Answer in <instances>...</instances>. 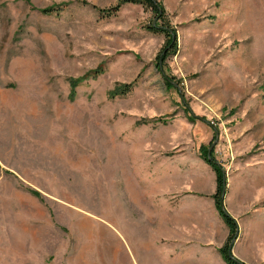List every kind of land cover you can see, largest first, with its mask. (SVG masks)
Listing matches in <instances>:
<instances>
[{"label":"rangeland","instance_id":"rangeland-1","mask_svg":"<svg viewBox=\"0 0 264 264\" xmlns=\"http://www.w3.org/2000/svg\"><path fill=\"white\" fill-rule=\"evenodd\" d=\"M80 1L0 0V264H227L207 159L264 264V0Z\"/></svg>","mask_w":264,"mask_h":264},{"label":"trees","instance_id":"trees-1","mask_svg":"<svg viewBox=\"0 0 264 264\" xmlns=\"http://www.w3.org/2000/svg\"><path fill=\"white\" fill-rule=\"evenodd\" d=\"M80 3L82 4H88V2L82 0L80 1ZM125 3H134V4H139L141 5L144 9H150L151 12L154 14V17L157 19L156 22H151L150 25L148 26L149 29H151L152 31L156 32V33H162L165 35L166 37V46L165 48L162 50H165V53H162V58L165 59L169 54H173L176 52V38H175V30L172 28L170 21L168 20V16L166 11L164 10V7L162 6L161 2L159 0H120L118 4H116L115 6H112L110 8L107 9H98L99 12L102 13L103 16L109 17L112 14H114L115 12H117L120 8L121 5L125 4ZM93 7L95 8V6L93 5ZM57 8L53 7V6H49V7H45V8H41L39 9L40 12L42 13H51L54 10H56ZM174 37V38H173ZM94 73H101L103 71V67L100 65L98 66L95 70H93ZM84 77H79V78H71L70 79V84L72 89H75V87L82 81ZM135 83L134 82H129V83H123V84H119L112 92H111V96H113L114 94H119V95H124L126 93H128L133 85ZM208 160V163H210L212 169L215 172L216 175V193L214 195L215 202H216V207L222 217V219L224 220V222L226 223V225L229 228V241L227 243H225L220 249V253L224 259V261L227 264H245L242 261L234 258L231 254V249H230V241L234 238V235L236 233V229H237V225L235 220L225 211V209H223L221 207V202H222V190H223V186H224V181H223V172L222 169L220 168V166H218V164L212 159V160ZM32 193H34L36 196L41 197L40 193L34 189L30 190Z\"/></svg>","mask_w":264,"mask_h":264},{"label":"crops","instance_id":"crops-1","mask_svg":"<svg viewBox=\"0 0 264 264\" xmlns=\"http://www.w3.org/2000/svg\"><path fill=\"white\" fill-rule=\"evenodd\" d=\"M190 258V256H189ZM195 261V257L192 258ZM196 262V261H195ZM200 264H213V260H212V254H209L208 257L203 258L200 261Z\"/></svg>","mask_w":264,"mask_h":264},{"label":"water","instance_id":"water-1","mask_svg":"<svg viewBox=\"0 0 264 264\" xmlns=\"http://www.w3.org/2000/svg\"><path fill=\"white\" fill-rule=\"evenodd\" d=\"M160 64H161V61H160ZM224 194H225V191H224V188L222 190V202H221V207L224 209Z\"/></svg>","mask_w":264,"mask_h":264}]
</instances>
